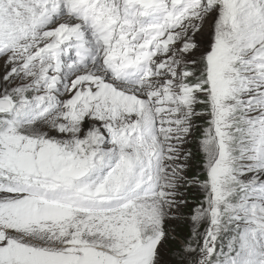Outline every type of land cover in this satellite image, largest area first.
Instances as JSON below:
<instances>
[{"label": "snow or ice", "instance_id": "obj_1", "mask_svg": "<svg viewBox=\"0 0 264 264\" xmlns=\"http://www.w3.org/2000/svg\"><path fill=\"white\" fill-rule=\"evenodd\" d=\"M0 264H264V0H0Z\"/></svg>", "mask_w": 264, "mask_h": 264}, {"label": "rangeland", "instance_id": "obj_2", "mask_svg": "<svg viewBox=\"0 0 264 264\" xmlns=\"http://www.w3.org/2000/svg\"><path fill=\"white\" fill-rule=\"evenodd\" d=\"M205 31L207 32V28ZM197 123H198V125L203 124V122H201V121H198ZM195 146H196L195 152H196L197 157L193 161V164L196 165V167H194L192 171H193V173H201V171H202L201 166L203 164V153L199 152L197 150L196 143H195ZM188 191L192 193L191 196L193 195L196 198L195 203L193 205L199 204V202L203 199V196H202L201 192L199 191V189L194 188V189H191ZM187 208H188V206H183L178 213L179 219L173 221L169 225V228L175 230V232L177 234H180V233L188 234L190 229H191V222H190V220L188 218V214H187V213H189L190 208H188L189 210H187ZM204 227H206V225H201V228H200L201 232H203ZM178 238H179V236H178ZM228 238L229 237H225V240H224L225 243L227 242Z\"/></svg>", "mask_w": 264, "mask_h": 264}, {"label": "trees", "instance_id": "obj_3", "mask_svg": "<svg viewBox=\"0 0 264 264\" xmlns=\"http://www.w3.org/2000/svg\"><path fill=\"white\" fill-rule=\"evenodd\" d=\"M190 147H191L192 151L196 154V152H195V149H196L195 143H191ZM196 157H197V156H196ZM197 164H198V163H197ZM199 164H200V163H199ZM191 194H192V193L189 192V191H186V192H185V198L187 199V202H188V205H187L188 208H190V206L193 205V204L195 203V199H196L193 195L191 196ZM188 208H187V210H189ZM187 214H188V213H187Z\"/></svg>", "mask_w": 264, "mask_h": 264}]
</instances>
